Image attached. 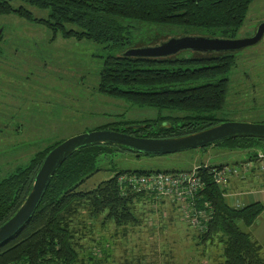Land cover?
<instances>
[{"label":"trees","instance_id":"1","mask_svg":"<svg viewBox=\"0 0 264 264\" xmlns=\"http://www.w3.org/2000/svg\"><path fill=\"white\" fill-rule=\"evenodd\" d=\"M21 2L47 12L36 18ZM253 0H0V16L15 14L28 22L48 29L52 39L88 41L106 45L110 52L99 70L98 92L129 103L130 107L154 109L153 119L117 120L95 131H114L137 138H179L214 127L225 120L218 117L228 90L230 70L235 65L231 54L199 55L188 52L166 59L123 57L129 45L122 21L170 26L188 31L206 32L209 37L234 39L242 27ZM153 44H147L150 46ZM264 125V120L261 123ZM62 142L37 152L25 166H18L0 181V226L6 223L24 203L34 178L46 155ZM228 151L252 153L249 162L264 157V140L240 138L220 141ZM115 152L131 153L135 157L153 156L131 152L126 148L100 144L84 147L69 157L52 177L45 195L26 226L12 240L0 247V264H85L94 261L97 251L91 250L86 260L80 252L73 228L74 220L85 208L90 219L103 217L102 226L112 224L117 229L137 227L136 206L144 200L158 198L154 191L142 186L138 193L121 189L120 176L147 179L157 175L178 176L195 172L203 185L196 201L211 210L205 229L195 235L199 242L222 247L221 264H264L261 247L252 240L249 229L263 213L259 202L231 206L227 189L243 183L238 168L200 165L190 171H115L108 180L94 189L79 187L97 170L96 163ZM264 161V158H263ZM246 163V164H248ZM245 164V165H246ZM227 168L231 178L224 187L214 181L212 170ZM247 168V167H246ZM254 172L253 169L250 171ZM257 190L264 188L260 179ZM256 191V190H254ZM253 192V191H252ZM252 192H245L241 195ZM153 197V198H152ZM185 224L183 214L177 209ZM203 221V220H202ZM189 225V224H188ZM190 226V225H189ZM196 229V228H195ZM102 243H107L102 240ZM171 259L169 254H166ZM173 257V256H172ZM165 264V261H162Z\"/></svg>","mask_w":264,"mask_h":264},{"label":"rangeland","instance_id":"2","mask_svg":"<svg viewBox=\"0 0 264 264\" xmlns=\"http://www.w3.org/2000/svg\"><path fill=\"white\" fill-rule=\"evenodd\" d=\"M12 6L23 7L36 18L47 16V12L25 3L16 2ZM263 22L264 0H253L235 39L253 36ZM122 25L130 42L124 52L178 38L185 33L184 29L170 26L129 21H122ZM187 34L208 36L204 31H188ZM51 39V32L42 25L15 14L0 16V93L8 97L6 110L13 117V126L0 130V181L53 144L117 120L153 119L157 114L154 109L130 107L129 103L98 92L103 60L119 53L110 52L106 45L85 40L61 36ZM233 55L235 65L228 75L225 104L218 117L225 122L261 123L264 120V35L257 45ZM4 110L1 106L0 111ZM251 154L230 152L220 146L139 158L131 153L115 152L96 163L97 171L79 190L94 189L111 178L113 170L172 172L190 171L200 165H223L238 168L239 177L246 178L237 189L233 186L227 189L230 200L238 194L257 190L262 184L259 180H264V163L251 161L252 167H245ZM252 169L254 172L250 173ZM136 216L144 226L127 230L123 236L122 228L116 230L112 224L102 226L103 217L90 219L83 208L73 225L80 258L86 260L88 253L98 247L108 249L107 252L97 251V262L86 260L85 264H145L140 256L145 254L147 261L150 258L157 260L154 252L158 248L162 250L160 260L166 254L173 256L172 259L166 257L165 264L222 263V247L199 242L195 235L197 229L185 224L171 201L146 199L136 206ZM150 238L159 242H151ZM154 263L162 264L161 261Z\"/></svg>","mask_w":264,"mask_h":264},{"label":"water","instance_id":"3","mask_svg":"<svg viewBox=\"0 0 264 264\" xmlns=\"http://www.w3.org/2000/svg\"><path fill=\"white\" fill-rule=\"evenodd\" d=\"M264 35V22L253 36L246 39H226L202 35H183L150 46L130 49L123 57L166 59L188 52L199 55L231 54L257 45ZM240 138L264 140V125L223 122L204 131L179 138H137L114 131H92L63 141L49 151L36 173L34 182L18 211L0 226V247L13 239L30 221L40 205L48 185L62 164L76 151L91 145L108 144L143 155H169L201 150L220 141Z\"/></svg>","mask_w":264,"mask_h":264},{"label":"built area","instance_id":"4","mask_svg":"<svg viewBox=\"0 0 264 264\" xmlns=\"http://www.w3.org/2000/svg\"><path fill=\"white\" fill-rule=\"evenodd\" d=\"M263 158L259 155L258 162L264 163ZM245 167H252V162L246 164ZM262 170L264 171V165ZM212 174L215 183L221 187H224L232 176L227 168L214 169ZM118 184L121 189H128L136 193L142 186H145L154 191L156 197L171 201L192 228L205 229L206 221L210 219L211 210L208 204L205 203L202 208L196 204V201L199 200L197 194L203 185L195 172L178 176L157 175L147 179L120 176Z\"/></svg>","mask_w":264,"mask_h":264},{"label":"crops","instance_id":"5","mask_svg":"<svg viewBox=\"0 0 264 264\" xmlns=\"http://www.w3.org/2000/svg\"><path fill=\"white\" fill-rule=\"evenodd\" d=\"M235 202L239 203L240 204L239 206H243V205L249 204V203L259 202L263 205V208H264V188H262L261 190L253 191L252 193H249V194L241 195L240 197H237L235 200L230 199L229 204L231 206L235 207L237 205ZM143 226H144V224H140L137 227H129L127 229L128 230H136L138 228H142ZM247 231H248V233H250L252 240L255 241L261 247V256L264 259V210H263V213L261 214V216L256 220V222L249 229H247ZM124 241H126V240H124ZM149 241L159 242L158 239H155V238H150ZM210 245H214V244H210ZM154 254H155L154 256H157V260L150 258L147 261L145 254L140 256V259H142V261H144L145 264H146V262H148L149 264H155L154 263L155 261H161L162 262L163 260L166 259V256H165L163 260H160V257L162 256V250L160 248H158L154 252ZM171 259H172V256H171ZM140 262H141V260H140ZM140 262L137 261V263H140Z\"/></svg>","mask_w":264,"mask_h":264},{"label":"flooded vegetation","instance_id":"6","mask_svg":"<svg viewBox=\"0 0 264 264\" xmlns=\"http://www.w3.org/2000/svg\"><path fill=\"white\" fill-rule=\"evenodd\" d=\"M235 39V38H234ZM2 52L0 51V55ZM0 66H2V63L0 62ZM1 70V69H0ZM7 92H4L3 94H6ZM4 106V111H0V130L1 129H9L13 126V117L9 114V112L6 110L9 106L8 103V97H3L0 93V107ZM20 128V127H18Z\"/></svg>","mask_w":264,"mask_h":264}]
</instances>
